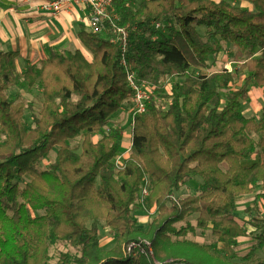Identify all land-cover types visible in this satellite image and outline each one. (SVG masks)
I'll use <instances>...</instances> for the list:
<instances>
[{
    "label": "trees",
    "instance_id": "trees-1",
    "mask_svg": "<svg viewBox=\"0 0 264 264\" xmlns=\"http://www.w3.org/2000/svg\"><path fill=\"white\" fill-rule=\"evenodd\" d=\"M112 2L129 31L126 61L138 82L154 86L145 112L130 118L122 165L112 161L123 152V129L112 118L132 90L109 29L78 26L91 61L80 50L45 45L46 57L19 71L18 52L0 49V264H49L56 242L75 250L56 264H264L251 252L232 261L240 237L264 249V212L243 224L235 216L237 198L264 186V108L259 119L243 113L249 91L264 90V0ZM228 45L237 65L203 72ZM165 77L170 95L157 84ZM35 87L38 112L19 92ZM12 88L18 92L8 94ZM53 149L54 160L40 168ZM196 175L197 193L175 198ZM136 206L152 215L146 229L136 224ZM193 214L220 252L186 239L191 224L175 226ZM102 223L114 240L108 249L100 247ZM141 239L151 253L140 244L143 253L125 254Z\"/></svg>",
    "mask_w": 264,
    "mask_h": 264
},
{
    "label": "rangeland",
    "instance_id": "rangeland-1",
    "mask_svg": "<svg viewBox=\"0 0 264 264\" xmlns=\"http://www.w3.org/2000/svg\"><path fill=\"white\" fill-rule=\"evenodd\" d=\"M235 48L231 45H228L226 47V50L219 53L218 55L212 57L210 59V68L208 70H204L205 73H210L212 71H220L223 68L227 69H233L237 65V59L235 56ZM240 82H238L236 85H239ZM18 92L17 88H12L8 91V94H14ZM21 94V98L24 102L31 101L33 103V111L38 112L41 107V96H40V90L38 88H33L31 91L21 90L19 91ZM163 94V93H162ZM249 98L247 101L243 103V113L246 116H254L256 119H259L261 117V111L264 108V90L262 88H254L249 91L248 93ZM165 99V97H164ZM130 104V99L126 103L125 108L117 112L112 119L113 122L118 123L122 126L123 129V138L126 135H131V120H130V114L128 112ZM25 120L27 121V125H31V112L29 110H25ZM112 121V120H111ZM255 138H257L256 135H254ZM81 139L77 138L73 141V144H77L80 142ZM128 141V139H127ZM126 142V141H125ZM122 144V142H121ZM127 143L124 145L126 146ZM122 146V148H124ZM77 152H80V149H77ZM55 156V149H53L47 157H45L39 167L44 168L46 164L52 162L54 160ZM226 166L225 164L223 165ZM26 180V179H25ZM201 178L199 176H193L192 179L186 183L185 185H182L179 190L175 192V198H183L187 196L188 194H194L197 193L198 187L200 184ZM257 194H264V186L260 183H256L254 186L253 191L249 195H241L237 198V207L235 211L236 221L239 224H243L244 220L250 219L252 215H258L263 214L264 212V199L258 198L256 199ZM247 210H250V212H247ZM133 215H135L136 224L140 225L142 229L147 228V224L150 221L151 213L150 212H144L142 208H138L137 206L133 209ZM143 216L145 218L144 221L140 220V217ZM143 219V218H142ZM196 215H190L186 218V220L176 223L175 226H181L186 223L191 224L194 227L193 231H189L185 238L188 240H192L195 242H198L199 244L209 245L211 246V252L214 254L216 252H220L221 243L216 244L215 238L211 235L209 229H200L196 227ZM100 228V247L101 249H108L111 246L114 245L113 236L110 231H108V226L105 223L101 224ZM107 231H106V228ZM105 228V229H103ZM71 252L75 253V250L68 245L65 242H56L52 244L49 248V264H56L59 259V254L61 252ZM234 252L236 253V257L232 261L241 262L243 261V257L248 253L251 252V256L249 259H252V261L256 258H262L264 256V249H260L256 247L255 242L251 239V237H240L237 240V244L234 247ZM129 255V254H127ZM223 258H226L225 254L223 255ZM250 261V260H249ZM155 264H158L156 262ZM160 264V263H159Z\"/></svg>",
    "mask_w": 264,
    "mask_h": 264
},
{
    "label": "crops",
    "instance_id": "crops-1",
    "mask_svg": "<svg viewBox=\"0 0 264 264\" xmlns=\"http://www.w3.org/2000/svg\"><path fill=\"white\" fill-rule=\"evenodd\" d=\"M50 1L0 0V49L18 52L15 62L19 71L44 59L45 45L80 50L88 60H92L77 36L79 25L89 29L88 6L82 2L74 3L66 10L53 14L42 7ZM121 146H124L123 151L130 147L129 135L124 136ZM125 154L128 156L129 152ZM140 220L145 218L141 216Z\"/></svg>",
    "mask_w": 264,
    "mask_h": 264
},
{
    "label": "built area",
    "instance_id": "built-area-1",
    "mask_svg": "<svg viewBox=\"0 0 264 264\" xmlns=\"http://www.w3.org/2000/svg\"><path fill=\"white\" fill-rule=\"evenodd\" d=\"M79 2L84 3L89 8L87 20L89 29L95 32L109 29L111 32L110 41L116 44L121 51V65L126 70L127 82L132 90L128 109L130 117L132 118L135 113L145 112L154 86L146 80L138 82L135 77V72L126 61L125 53L128 47L129 31L126 26L119 24V17L114 10L112 0H52L45 3L42 7L53 14H58L62 10H66L72 4ZM155 25L158 26L159 23ZM157 84L166 94L170 95L172 93V79L170 77L159 79ZM166 102H169V100H166ZM129 137L131 145V135ZM126 151L128 153L130 147L112 159L116 166L123 164V160L127 158L125 154ZM148 192L147 187L143 186L141 189V197L145 198ZM140 244L146 246L147 252H152L150 242L147 239H141L139 242H131L127 244L123 250L125 254L129 255H136L138 252L143 253L144 248L140 247Z\"/></svg>",
    "mask_w": 264,
    "mask_h": 264
}]
</instances>
